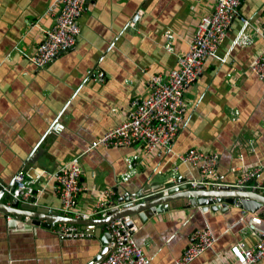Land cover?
Returning <instances> with one entry per match:
<instances>
[{
  "label": "crops",
  "instance_id": "obj_1",
  "mask_svg": "<svg viewBox=\"0 0 264 264\" xmlns=\"http://www.w3.org/2000/svg\"><path fill=\"white\" fill-rule=\"evenodd\" d=\"M51 2L0 0V184L22 170L31 186L43 189L40 203L60 210L50 176L80 156L85 188L77 210L91 218L106 188H117L121 196L171 178L198 183V168L161 148L149 154L142 142L90 147L127 118L133 98L148 94L149 74L176 67L216 0H89L77 47L38 68L25 54L35 51L42 30L54 24L46 14ZM241 14L251 21L247 32L253 41L232 47L243 26L236 18L219 48L226 60L210 57L186 90L188 109L174 150L217 151V181L226 185H242L247 172L260 167L247 183L264 185V80L248 70L255 55L264 52V0H245ZM168 29L175 33L174 51L165 47ZM130 159L137 172L123 180ZM228 206L205 210L192 207L187 198L170 201L167 210L149 212L146 220L132 215L135 239L151 264H167L182 253L192 232L209 227L217 242L190 264H239L231 246L253 247L261 235L247 226L255 213L244 216L243 209ZM57 225L22 229L0 211V264H90L103 250L101 228L108 232L106 225L88 227L95 232L83 238L59 235ZM256 264H264V258Z\"/></svg>",
  "mask_w": 264,
  "mask_h": 264
},
{
  "label": "built area",
  "instance_id": "obj_2",
  "mask_svg": "<svg viewBox=\"0 0 264 264\" xmlns=\"http://www.w3.org/2000/svg\"><path fill=\"white\" fill-rule=\"evenodd\" d=\"M244 1L216 0L214 10L199 20L189 49L185 54L178 56L176 67L165 74H149L148 94L133 98L127 118L117 126L107 129L98 140L93 142L90 149L97 146H131L142 142L149 154L161 148L167 153L174 154L180 162L198 168L201 179L198 183H192L194 186L200 183L207 188H212L220 184L217 181L220 161L217 151L190 148L184 152H176L174 142L188 109L186 90L198 79L210 57L221 61L226 60L227 56L219 55V48L236 18L242 20L243 26L233 39L232 47L248 45L253 41L247 32L251 21L241 14ZM88 3L89 0H52L46 14L54 18V24L42 30L43 36L35 51L25 54L27 60L36 67L43 68L59 55L74 50L81 35L80 17L86 12ZM164 34L165 47L169 51H174L175 33L172 29H168ZM248 70L259 80H264V52L255 55ZM99 77L103 80L105 74L101 72ZM260 169L258 167L249 170L242 179L241 186L248 184L250 178L254 179ZM136 172L137 167L133 159H130L129 170L123 176V180H128ZM82 174L80 156H76L59 171L51 174L50 178L55 181L61 201L58 211L75 218H90L77 210L79 195L85 188L81 181ZM249 184L246 186L253 189L259 186L264 194L262 183L258 186L254 183ZM14 185V197L29 200L33 195L35 187L25 180L24 172L19 170L10 183L3 185V189L0 190V199L3 198L5 191H9V187ZM37 191L39 198V193L43 192V189ZM116 192L115 188L102 190L103 198L98 201L94 210L96 216L100 214L105 217L111 209L115 208L108 203L117 198V194L119 196ZM124 194L133 193L126 191ZM135 198L133 197L132 200H137ZM123 204L124 202L119 203L118 207H122ZM256 212H253L255 214L247 223L250 231L261 235L255 246L248 247L243 242H237L230 249L239 264H256L264 258V211ZM243 213L246 216L249 212L243 209ZM131 220H133L132 217L124 216L106 225L111 234V239L107 243L109 250L101 262L92 264H151V259L145 253L143 246L135 239V224L130 226ZM55 230L64 237L83 238L92 235L74 224L58 223ZM217 240L218 236L211 228L196 229L190 234L182 253L167 264H190L208 249L213 248Z\"/></svg>",
  "mask_w": 264,
  "mask_h": 264
},
{
  "label": "water",
  "instance_id": "obj_3",
  "mask_svg": "<svg viewBox=\"0 0 264 264\" xmlns=\"http://www.w3.org/2000/svg\"><path fill=\"white\" fill-rule=\"evenodd\" d=\"M82 180L83 178H81ZM186 180V178L182 177L171 178L163 183L153 185L148 191L144 189L130 195L123 194L122 197L114 198L112 202L108 203V205L115 206V208L111 209L107 216L104 217L98 214L94 218H75L42 205L37 197L38 191L36 188L29 200H24L21 197L16 198L13 195L14 185L13 187L10 186L9 191H5L3 198L0 199V211L12 215L14 221L17 222V227L22 229H29L33 226H43L50 229L58 223H65L77 225L86 232L93 233L95 231L88 230V227L108 225L116 218L132 217L134 214H140L142 219L146 220L149 217V212L161 213L167 210L170 201L182 198L189 199L192 207L200 205L205 210L210 207L214 210H227L228 205H235L253 213L264 206L263 190L258 186V182L254 180H251L250 183L258 186L255 189L246 185H226L223 183L218 184L216 187L207 188L200 183L194 186L191 182H186ZM184 182L186 183L183 184ZM3 185L5 184H0V190L3 189ZM163 188L167 189L165 194L155 192L153 195H147V193L159 191ZM115 189L118 190L117 188ZM133 197H136L137 200H132ZM237 199L238 202H236ZM122 202H124L123 206L118 207L119 203ZM134 224L133 220L129 223L130 226H134ZM101 229L104 233L101 237L104 248L94 258L92 263L101 262L109 250L107 243L111 239V234L103 228Z\"/></svg>",
  "mask_w": 264,
  "mask_h": 264
},
{
  "label": "rangeland",
  "instance_id": "obj_4",
  "mask_svg": "<svg viewBox=\"0 0 264 264\" xmlns=\"http://www.w3.org/2000/svg\"><path fill=\"white\" fill-rule=\"evenodd\" d=\"M138 97H140V96H138Z\"/></svg>",
  "mask_w": 264,
  "mask_h": 264
}]
</instances>
